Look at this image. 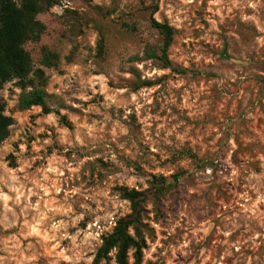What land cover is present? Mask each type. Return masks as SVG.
<instances>
[{"label":"clouds","instance_id":"9594fccd","mask_svg":"<svg viewBox=\"0 0 264 264\" xmlns=\"http://www.w3.org/2000/svg\"><path fill=\"white\" fill-rule=\"evenodd\" d=\"M4 3L0 264H264V0Z\"/></svg>","mask_w":264,"mask_h":264},{"label":"trees","instance_id":"16d2710c","mask_svg":"<svg viewBox=\"0 0 264 264\" xmlns=\"http://www.w3.org/2000/svg\"><path fill=\"white\" fill-rule=\"evenodd\" d=\"M28 11H32V4L26 5ZM0 20L5 24V30L0 31V61L8 60L16 63L21 61L22 53L16 50V45L22 38L25 37L26 31H30L32 24L31 18L24 13L17 12L13 7L7 6L4 0H0ZM41 32H44V25L41 23L37 26ZM39 41L40 36L34 38ZM46 62L51 63V58L48 56ZM20 67V64L16 65ZM3 121H0V128L3 127Z\"/></svg>","mask_w":264,"mask_h":264},{"label":"rangeland","instance_id":"374dc122","mask_svg":"<svg viewBox=\"0 0 264 264\" xmlns=\"http://www.w3.org/2000/svg\"><path fill=\"white\" fill-rule=\"evenodd\" d=\"M44 27H47L50 29L49 32L45 33L39 41H42L41 43H29L27 47L30 49V52L34 58H41L43 56L44 60L47 57V53L45 51V43L49 42V37L51 36V31L53 29L52 22L48 20L47 17H44L41 22Z\"/></svg>","mask_w":264,"mask_h":264}]
</instances>
